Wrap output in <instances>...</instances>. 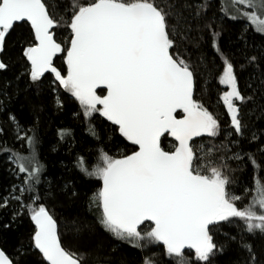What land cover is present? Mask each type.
Listing matches in <instances>:
<instances>
[{
	"label": "snow or ice",
	"instance_id": "6c2138e0",
	"mask_svg": "<svg viewBox=\"0 0 264 264\" xmlns=\"http://www.w3.org/2000/svg\"><path fill=\"white\" fill-rule=\"evenodd\" d=\"M261 121L264 0H0V264H264Z\"/></svg>",
	"mask_w": 264,
	"mask_h": 264
},
{
	"label": "trees",
	"instance_id": "16d2710c",
	"mask_svg": "<svg viewBox=\"0 0 264 264\" xmlns=\"http://www.w3.org/2000/svg\"><path fill=\"white\" fill-rule=\"evenodd\" d=\"M219 2L222 3L221 0H219ZM226 23L229 25L230 31L225 33L224 39L226 42L235 41L237 34L241 31L243 21L227 20ZM255 40L257 43H259L260 37L256 36ZM246 79H247V75H245L243 77V80H246ZM243 80L241 81L242 87H243ZM219 87L222 88L223 86H219ZM218 95H219V93L217 92V86L213 85L212 97L210 100V104H211L212 110H214L216 112H220L221 107H222V102H220L219 105L217 104ZM206 102H209V101H206ZM58 124L71 125L72 127L76 128V133H75L76 142L83 145L82 132H81L79 126L73 122L70 115L54 120L53 121V129ZM259 125L264 126V121L259 122ZM49 138L51 139V133L50 132H49ZM44 147H45V149H47L48 145L46 144ZM43 155L46 158H51V159L65 158V163L68 162L67 158H66V153L63 151V149H61V152L59 154L51 153L50 150H45L43 152ZM8 167H9V165H6L2 160H0V191H2L4 188H6L13 181V177L11 175H9V173L7 171ZM51 171H52V178L54 180L60 179L62 176H63V178H66V179L72 178L70 173H65L64 168L59 163H57L52 168ZM78 210L79 209H76L74 207H69V208L65 209V213L71 214V213L78 211ZM19 235H20V230H16L15 234L5 233L2 237V239L5 240L7 242V245L10 247L11 245L17 243V239H18ZM225 264H227V258H226Z\"/></svg>",
	"mask_w": 264,
	"mask_h": 264
},
{
	"label": "rangeland",
	"instance_id": "374dc122",
	"mask_svg": "<svg viewBox=\"0 0 264 264\" xmlns=\"http://www.w3.org/2000/svg\"><path fill=\"white\" fill-rule=\"evenodd\" d=\"M225 7H228V0H221Z\"/></svg>",
	"mask_w": 264,
	"mask_h": 264
}]
</instances>
